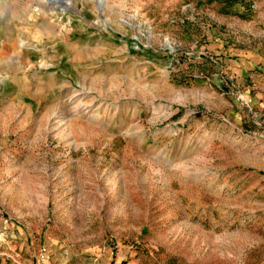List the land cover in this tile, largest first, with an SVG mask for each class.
I'll use <instances>...</instances> for the list:
<instances>
[{"label": "rangeland", "instance_id": "rangeland-1", "mask_svg": "<svg viewBox=\"0 0 264 264\" xmlns=\"http://www.w3.org/2000/svg\"><path fill=\"white\" fill-rule=\"evenodd\" d=\"M0 0V264H264V0Z\"/></svg>", "mask_w": 264, "mask_h": 264}, {"label": "bare ground", "instance_id": "bare-ground-1", "mask_svg": "<svg viewBox=\"0 0 264 264\" xmlns=\"http://www.w3.org/2000/svg\"><path fill=\"white\" fill-rule=\"evenodd\" d=\"M51 1L58 3L59 5H61L63 7L68 5V2L64 1V0H51ZM98 1H99V9L101 10L102 0H98Z\"/></svg>", "mask_w": 264, "mask_h": 264}, {"label": "built area", "instance_id": "built-area-1", "mask_svg": "<svg viewBox=\"0 0 264 264\" xmlns=\"http://www.w3.org/2000/svg\"><path fill=\"white\" fill-rule=\"evenodd\" d=\"M34 264H45V263H43V262H40V261H37L36 263H34Z\"/></svg>", "mask_w": 264, "mask_h": 264}]
</instances>
